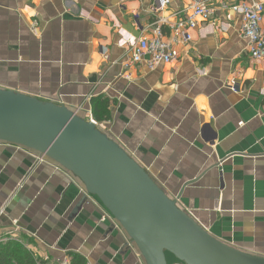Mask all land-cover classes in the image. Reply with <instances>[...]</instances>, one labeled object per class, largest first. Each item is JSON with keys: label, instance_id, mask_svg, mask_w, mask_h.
<instances>
[{"label": "crops", "instance_id": "1", "mask_svg": "<svg viewBox=\"0 0 264 264\" xmlns=\"http://www.w3.org/2000/svg\"><path fill=\"white\" fill-rule=\"evenodd\" d=\"M205 1L215 24L198 19L177 59L127 77L126 40L151 37L159 23L169 32L191 14V0L159 12L155 0H0V88L87 120L93 99H106L102 132L202 228L264 256V60L250 57L241 14L220 6L264 0ZM35 153L0 142V243L20 233L52 264L72 253L88 264H146L125 231L103 219L98 198Z\"/></svg>", "mask_w": 264, "mask_h": 264}, {"label": "water", "instance_id": "2", "mask_svg": "<svg viewBox=\"0 0 264 264\" xmlns=\"http://www.w3.org/2000/svg\"><path fill=\"white\" fill-rule=\"evenodd\" d=\"M0 142L71 172L101 202L146 264H264L202 228L123 147L65 105L0 88Z\"/></svg>", "mask_w": 264, "mask_h": 264}, {"label": "built area", "instance_id": "3", "mask_svg": "<svg viewBox=\"0 0 264 264\" xmlns=\"http://www.w3.org/2000/svg\"><path fill=\"white\" fill-rule=\"evenodd\" d=\"M170 3L171 0H155L152 10L159 12L168 7ZM220 6L224 10L241 14V32L242 36L248 41L250 57L255 60H264V28L262 26L264 4L259 1L237 4L222 1ZM191 10V14L172 25L169 32H165L163 26L159 23L155 26L151 37L141 36L137 40L127 39L126 43L130 44V52L124 62L125 76L130 77L131 73L129 72L140 65H145L149 69H155L161 64L177 59L180 55L179 45L191 41L189 31L197 25L198 19L208 21L211 24L216 23L215 10L209 7L205 0H191ZM161 22H164V20ZM105 58H109L108 55H105ZM89 120L96 125L98 124L93 117H90ZM35 154L40 155L38 153ZM41 157L43 159L46 158L45 156ZM81 191L89 195V197L93 196L86 191L84 186L81 187ZM96 203L104 211L103 219H110L116 228L123 230L121 225L98 200ZM128 245L133 249L136 247L133 241L129 240ZM60 264H69V260L64 258Z\"/></svg>", "mask_w": 264, "mask_h": 264}, {"label": "trees", "instance_id": "4", "mask_svg": "<svg viewBox=\"0 0 264 264\" xmlns=\"http://www.w3.org/2000/svg\"><path fill=\"white\" fill-rule=\"evenodd\" d=\"M93 103L95 104L94 109V118L96 121H102L109 118L110 113L108 109V101L106 99L100 98L99 100L93 99ZM98 104L102 106L103 115H99L100 109ZM10 242V241H9ZM0 243V264H39L42 262L43 264H48L47 261L43 257H39V261H37V257L35 255L30 256L25 252L19 251L20 244L15 242L10 243ZM69 264H88L85 258L79 254H70L69 255Z\"/></svg>", "mask_w": 264, "mask_h": 264}, {"label": "rangeland", "instance_id": "5", "mask_svg": "<svg viewBox=\"0 0 264 264\" xmlns=\"http://www.w3.org/2000/svg\"><path fill=\"white\" fill-rule=\"evenodd\" d=\"M7 241L20 244L21 247L19 246V251L30 254V256L35 255L37 257V261L40 262L39 257L41 256L36 253L37 250L35 249V247L32 245V243L29 240L23 237L20 233L8 235ZM52 263L53 262L49 261L48 264H52ZM39 264H43V263L40 262Z\"/></svg>", "mask_w": 264, "mask_h": 264}]
</instances>
